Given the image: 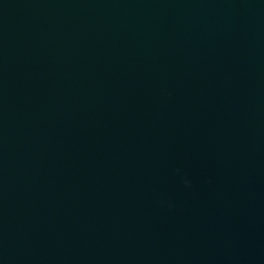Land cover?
<instances>
[{
	"label": "water",
	"instance_id": "1",
	"mask_svg": "<svg viewBox=\"0 0 264 264\" xmlns=\"http://www.w3.org/2000/svg\"><path fill=\"white\" fill-rule=\"evenodd\" d=\"M0 264H264V0H0Z\"/></svg>",
	"mask_w": 264,
	"mask_h": 264
}]
</instances>
